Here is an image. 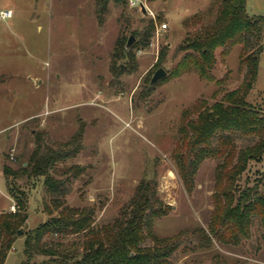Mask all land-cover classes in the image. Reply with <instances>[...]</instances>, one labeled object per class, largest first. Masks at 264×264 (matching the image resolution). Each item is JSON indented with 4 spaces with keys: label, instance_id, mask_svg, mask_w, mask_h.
<instances>
[{
    "label": "rangeland",
    "instance_id": "374dc122",
    "mask_svg": "<svg viewBox=\"0 0 264 264\" xmlns=\"http://www.w3.org/2000/svg\"><path fill=\"white\" fill-rule=\"evenodd\" d=\"M140 2H144L145 13L131 6L129 0L124 9L111 4L105 25L99 27L94 0H0V11H13L11 18H0V213L11 211L14 205L2 173L5 156L13 166L26 160L33 149V128L45 130L52 141L68 140L83 123L84 149L68 164L86 168L87 184H75V192L68 199L70 206L96 205V222L102 224L132 198L141 179L154 178L161 200L171 207L167 215L156 220L160 235L208 227L218 161H203L195 176V188L188 193L172 152L179 138L182 111L201 99L213 102L221 95L219 88L232 90L241 83V47H235L224 63L218 60L213 69L216 78L227 75L221 86L190 71L150 89L155 71L160 67L170 70L182 55L175 52L185 37L184 20L206 11L211 0ZM246 9L250 15L264 16V0H247ZM122 12L129 18L127 22L121 20ZM153 15H160L167 29L156 31L148 47L133 48L135 61L113 57L121 34L128 42L141 18ZM165 47L168 55L159 65L160 50ZM112 64L131 71L115 79ZM247 101L264 108V42L258 77ZM56 108L59 110L54 111ZM33 113L41 114L25 119ZM251 142L239 141L240 145ZM262 172L264 157L250 161L240 186L253 185ZM16 183L25 190L29 202L25 231L34 229L50 218L42 211V179L24 177ZM5 207L7 210H2ZM24 240L19 234L4 264L25 260ZM257 244L260 247L255 251L251 246L256 248ZM215 261L264 264V241L253 238L244 246L215 242L208 249H179L174 264Z\"/></svg>",
    "mask_w": 264,
    "mask_h": 264
},
{
    "label": "trees",
    "instance_id": "16d2710c",
    "mask_svg": "<svg viewBox=\"0 0 264 264\" xmlns=\"http://www.w3.org/2000/svg\"><path fill=\"white\" fill-rule=\"evenodd\" d=\"M111 4L124 9L127 0H94L99 27L105 25L112 11ZM246 4L247 0H211L206 11L196 12L184 20L185 37L175 52L182 53L181 57L166 77L150 84L151 89L194 71L202 79L221 86L227 75L216 78L213 69L218 60L224 63L235 47H241V83L232 90L219 88L221 95L213 102L201 99L184 109L178 142L172 152L188 193L195 188V176L203 161H218L212 195L214 209L208 227L174 236L160 235L155 229L156 220L167 215L171 207L161 200L158 181L154 178L141 179L132 198L118 208L116 216L97 224L96 205L68 204L75 184H87L86 168L68 164L84 149L85 124L68 140L52 141L45 130L33 128V149L27 153L26 160L13 166L6 155L2 165L17 210L0 213V264L5 263L19 230L25 236V260L21 264H174L179 249H208L215 242L244 246L253 238L264 241V190L261 189L264 172L253 185L240 186L250 161H261L264 157V108L258 109L247 101L259 73L264 16L250 15ZM120 17L126 22L129 20L123 12ZM161 22L160 15L155 19L141 18L140 25L132 32L134 42L126 49L127 38L121 34L113 57L135 61L133 48L148 47ZM167 55L168 48H162L157 63H164ZM110 71L116 79L131 69H119L112 64ZM245 140L252 142L240 145L239 141ZM24 177L42 179V211L50 217L27 231L29 202L25 190L16 183ZM256 246L251 248L256 251L260 244Z\"/></svg>",
    "mask_w": 264,
    "mask_h": 264
},
{
    "label": "built area",
    "instance_id": "2783aa9c",
    "mask_svg": "<svg viewBox=\"0 0 264 264\" xmlns=\"http://www.w3.org/2000/svg\"><path fill=\"white\" fill-rule=\"evenodd\" d=\"M129 3L133 7H139V9H142V6H144V2H140V0H129ZM145 8V6H144ZM146 9V8H145ZM147 11V9H146ZM13 16V11L12 10H1L0 11V18L1 19H8ZM153 18L155 19L156 17L153 15ZM158 29L156 31L160 30H166L167 29V24L163 23L157 27ZM12 212H16L17 208L15 205L10 206Z\"/></svg>",
    "mask_w": 264,
    "mask_h": 264
},
{
    "label": "water",
    "instance_id": "95a60500",
    "mask_svg": "<svg viewBox=\"0 0 264 264\" xmlns=\"http://www.w3.org/2000/svg\"><path fill=\"white\" fill-rule=\"evenodd\" d=\"M142 11H144V13L146 12V9L144 8V6H142ZM134 40H135V37L133 35H131L128 38V42L125 46L126 49H128L131 46V44L134 42ZM166 75H167V71L164 68H162V67L158 68L155 71V73L153 74V77L151 78L150 84L153 85V84L157 83L159 80L166 77ZM18 232H19L18 234L23 233L22 230H19Z\"/></svg>",
    "mask_w": 264,
    "mask_h": 264
},
{
    "label": "crops",
    "instance_id": "0c3cea01",
    "mask_svg": "<svg viewBox=\"0 0 264 264\" xmlns=\"http://www.w3.org/2000/svg\"><path fill=\"white\" fill-rule=\"evenodd\" d=\"M6 10H11V9H6ZM222 64V63H221ZM216 66H218V65H216ZM215 66V67H216ZM182 77V76H181ZM178 78H180V77H178ZM59 110V108H56V109H54V111H58ZM40 114L41 113H33V114H29L27 117H25V119H29V118H31V117H34V116H40ZM2 210H7V207H5V208H3ZM28 210H29V208H28Z\"/></svg>",
    "mask_w": 264,
    "mask_h": 264
}]
</instances>
